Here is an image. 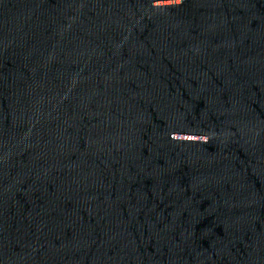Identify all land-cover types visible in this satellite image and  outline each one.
Listing matches in <instances>:
<instances>
[{
	"label": "water",
	"instance_id": "obj_1",
	"mask_svg": "<svg viewBox=\"0 0 264 264\" xmlns=\"http://www.w3.org/2000/svg\"><path fill=\"white\" fill-rule=\"evenodd\" d=\"M0 264H264V0H0Z\"/></svg>",
	"mask_w": 264,
	"mask_h": 264
}]
</instances>
